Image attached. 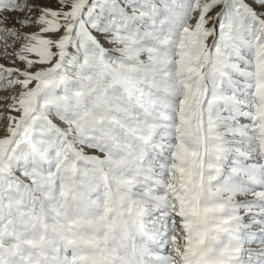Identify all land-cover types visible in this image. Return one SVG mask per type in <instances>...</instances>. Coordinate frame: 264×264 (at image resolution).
<instances>
[{
  "label": "snow or ice",
  "instance_id": "snow-or-ice-1",
  "mask_svg": "<svg viewBox=\"0 0 264 264\" xmlns=\"http://www.w3.org/2000/svg\"><path fill=\"white\" fill-rule=\"evenodd\" d=\"M0 60V264H264V0H0Z\"/></svg>",
  "mask_w": 264,
  "mask_h": 264
},
{
  "label": "rangeland",
  "instance_id": "rangeland-1",
  "mask_svg": "<svg viewBox=\"0 0 264 264\" xmlns=\"http://www.w3.org/2000/svg\"><path fill=\"white\" fill-rule=\"evenodd\" d=\"M32 2H35V3H44L46 2V0H32ZM53 7H55V5H52ZM25 13H12L11 16L15 17V16H24ZM33 15H35V12H33ZM11 23V20L9 21ZM25 31H32L33 29L32 28H27V29H24ZM0 63H7V61L5 60H0ZM22 66V65H20ZM11 91H15V89H12ZM9 95V91H3V90H0V96H7Z\"/></svg>",
  "mask_w": 264,
  "mask_h": 264
},
{
  "label": "bare ground",
  "instance_id": "bare-ground-1",
  "mask_svg": "<svg viewBox=\"0 0 264 264\" xmlns=\"http://www.w3.org/2000/svg\"><path fill=\"white\" fill-rule=\"evenodd\" d=\"M242 122H244V121H242Z\"/></svg>",
  "mask_w": 264,
  "mask_h": 264
}]
</instances>
